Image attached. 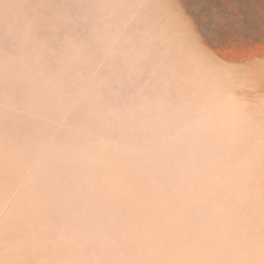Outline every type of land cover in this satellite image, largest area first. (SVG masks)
<instances>
[{"label": "rangeland", "instance_id": "obj_1", "mask_svg": "<svg viewBox=\"0 0 264 264\" xmlns=\"http://www.w3.org/2000/svg\"><path fill=\"white\" fill-rule=\"evenodd\" d=\"M0 264H264V36L0 0Z\"/></svg>", "mask_w": 264, "mask_h": 264}, {"label": "trees", "instance_id": "obj_2", "mask_svg": "<svg viewBox=\"0 0 264 264\" xmlns=\"http://www.w3.org/2000/svg\"><path fill=\"white\" fill-rule=\"evenodd\" d=\"M205 39L225 44L240 39L254 44L264 36V0H184ZM209 33H214L213 41ZM208 37V38H207Z\"/></svg>", "mask_w": 264, "mask_h": 264}]
</instances>
